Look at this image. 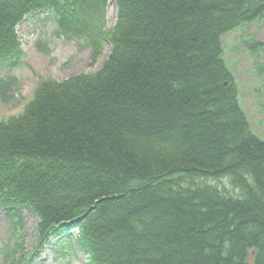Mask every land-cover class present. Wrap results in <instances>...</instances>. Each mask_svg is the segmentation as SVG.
Returning a JSON list of instances; mask_svg holds the SVG:
<instances>
[{
    "label": "trees",
    "instance_id": "obj_1",
    "mask_svg": "<svg viewBox=\"0 0 264 264\" xmlns=\"http://www.w3.org/2000/svg\"><path fill=\"white\" fill-rule=\"evenodd\" d=\"M109 1L0 0V63H17L16 28L37 12L80 31L91 65L109 48L0 122V207L36 219V248L73 238L87 264H264V139L221 43L264 0H112V28ZM224 180L235 194L210 183ZM3 262L28 259L16 244Z\"/></svg>",
    "mask_w": 264,
    "mask_h": 264
},
{
    "label": "rangeland",
    "instance_id": "obj_2",
    "mask_svg": "<svg viewBox=\"0 0 264 264\" xmlns=\"http://www.w3.org/2000/svg\"><path fill=\"white\" fill-rule=\"evenodd\" d=\"M116 14L115 3L109 1L105 16L108 28L114 26ZM60 20L62 17L54 11L39 12L28 14L17 26L21 51L17 63H0V81L9 87L0 86V92L4 91L5 97H0V122L22 115L36 87L43 81L52 79L61 82L81 73L95 72L106 59L108 47L97 63L91 65L90 48L79 38L80 31L76 35L65 32L60 27ZM221 43L223 58L234 76L239 103L250 129L257 137L264 139V17L223 35ZM257 43L261 47H257ZM210 183L220 189L225 188L231 194L236 193L226 180ZM35 224V218L22 212V226L12 230V226L0 214V264L17 243H21L26 252L33 248ZM68 245L63 243L57 249L37 251L34 264H85L80 254L74 258L70 255L57 257L64 247L65 250H72Z\"/></svg>",
    "mask_w": 264,
    "mask_h": 264
}]
</instances>
